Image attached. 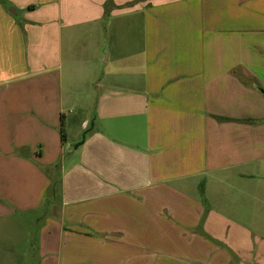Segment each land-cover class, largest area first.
Returning a JSON list of instances; mask_svg holds the SVG:
<instances>
[{
	"label": "crops",
	"instance_id": "0c3cea01",
	"mask_svg": "<svg viewBox=\"0 0 264 264\" xmlns=\"http://www.w3.org/2000/svg\"><path fill=\"white\" fill-rule=\"evenodd\" d=\"M0 264H264V0H0Z\"/></svg>",
	"mask_w": 264,
	"mask_h": 264
},
{
	"label": "water",
	"instance_id": "95a60500",
	"mask_svg": "<svg viewBox=\"0 0 264 264\" xmlns=\"http://www.w3.org/2000/svg\"><path fill=\"white\" fill-rule=\"evenodd\" d=\"M86 135H87V133H85V134L83 135V138H82V141H81V142H79V143H77V144H75V145L73 146L74 149H77L80 145L84 144L85 139H86Z\"/></svg>",
	"mask_w": 264,
	"mask_h": 264
},
{
	"label": "rangeland",
	"instance_id": "374dc122",
	"mask_svg": "<svg viewBox=\"0 0 264 264\" xmlns=\"http://www.w3.org/2000/svg\"><path fill=\"white\" fill-rule=\"evenodd\" d=\"M92 120H93V119H92ZM92 123H93V121L91 122V126H92ZM85 132H86V131H84V133H82V137H81V138H83V135L85 134ZM81 141H82V139H81ZM81 141H80V142H81ZM76 144H77V143H76ZM66 148H67V149L70 148L71 151H72V149H73V148L71 147L70 144H67Z\"/></svg>",
	"mask_w": 264,
	"mask_h": 264
},
{
	"label": "trees",
	"instance_id": "16d2710c",
	"mask_svg": "<svg viewBox=\"0 0 264 264\" xmlns=\"http://www.w3.org/2000/svg\"><path fill=\"white\" fill-rule=\"evenodd\" d=\"M61 133H62V137L65 138L66 133H65L63 125H61Z\"/></svg>",
	"mask_w": 264,
	"mask_h": 264
}]
</instances>
